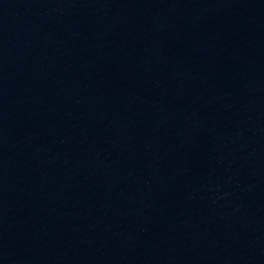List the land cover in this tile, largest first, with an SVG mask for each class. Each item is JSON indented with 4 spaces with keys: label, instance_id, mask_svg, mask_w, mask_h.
I'll list each match as a JSON object with an SVG mask.
<instances>
[{
    "label": "water",
    "instance_id": "water-1",
    "mask_svg": "<svg viewBox=\"0 0 264 264\" xmlns=\"http://www.w3.org/2000/svg\"><path fill=\"white\" fill-rule=\"evenodd\" d=\"M0 264H264V0H0Z\"/></svg>",
    "mask_w": 264,
    "mask_h": 264
}]
</instances>
